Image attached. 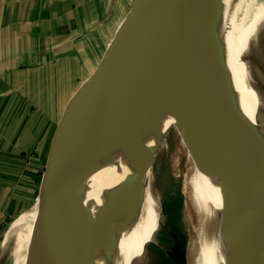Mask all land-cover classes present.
Here are the masks:
<instances>
[{
	"label": "water",
	"instance_id": "95a60500",
	"mask_svg": "<svg viewBox=\"0 0 264 264\" xmlns=\"http://www.w3.org/2000/svg\"><path fill=\"white\" fill-rule=\"evenodd\" d=\"M218 6L219 0H131L101 61L65 104L38 199L47 203L27 264H100L97 234L111 235L113 223L107 218L96 231L97 202L89 196L96 148L107 128L136 107L156 104L168 87L185 99L204 169L226 199L228 237L220 264H264V107L256 101L252 118L243 108L215 28L212 7ZM248 53L243 60L264 93V72ZM162 136L100 210L150 166ZM165 218L178 261L151 239L144 264H186V237ZM41 235L46 263L37 260Z\"/></svg>",
	"mask_w": 264,
	"mask_h": 264
},
{
	"label": "bare ground",
	"instance_id": "6f19581e",
	"mask_svg": "<svg viewBox=\"0 0 264 264\" xmlns=\"http://www.w3.org/2000/svg\"><path fill=\"white\" fill-rule=\"evenodd\" d=\"M212 11L221 47L241 93L243 108L252 118L256 101L264 107V93L261 82L243 60L247 53L243 39L250 23H255L264 11V0H219V6L212 7ZM175 98L179 112L172 103ZM185 103L175 88L168 87L159 95L156 104L134 108L107 128L100 140L95 151L98 171L89 196L97 202L96 231L102 228L107 218L113 223L111 235L97 234L96 250L100 264H130L132 258L140 261L143 256L144 246L154 233L144 221H161L159 201L152 187L151 166L125 186L108 206L100 209L111 200L137 158V166L140 165L147 148L161 135L167 123L176 121V132L188 159L182 182L189 222L186 264H220L228 237L226 199L204 169L195 141L197 130L183 109ZM164 116L166 119L162 120ZM46 203L47 199L42 203L37 200L8 228L4 244L12 240V247L17 245L19 261L16 264L28 262L29 245ZM261 243L264 247V225ZM38 245L37 260L46 263L48 245L42 235Z\"/></svg>",
	"mask_w": 264,
	"mask_h": 264
},
{
	"label": "crops",
	"instance_id": "0c3cea01",
	"mask_svg": "<svg viewBox=\"0 0 264 264\" xmlns=\"http://www.w3.org/2000/svg\"><path fill=\"white\" fill-rule=\"evenodd\" d=\"M130 4L0 0V234L39 199L65 104L101 61ZM252 39L246 50L264 72V23ZM51 67L61 79L55 92L47 86Z\"/></svg>",
	"mask_w": 264,
	"mask_h": 264
},
{
	"label": "rangeland",
	"instance_id": "374dc122",
	"mask_svg": "<svg viewBox=\"0 0 264 264\" xmlns=\"http://www.w3.org/2000/svg\"><path fill=\"white\" fill-rule=\"evenodd\" d=\"M251 23L248 26L246 35L243 39L246 46L248 44V41L249 42L251 41L252 43L253 40L252 38H254V35L256 34L258 27L264 23V11L260 13L258 19L255 20V23L252 24ZM248 45L249 47L251 46L250 44ZM258 49L259 46L257 50ZM258 51L261 52L260 49ZM253 53L255 54L254 51ZM261 53H262V58H264L263 55L264 52L262 51ZM244 57H247L246 52L244 54ZM45 70H46L47 86L51 87L52 92H55L56 89L58 90V85L61 82V79L58 78V74L56 72L57 69L55 67H51L50 69L45 68ZM80 81L81 80L77 78L76 81H73L72 84L76 85L77 87ZM172 103L173 105H175L177 112H179L180 107L177 105V98L173 99ZM164 119H166L165 116L162 118V120ZM176 127H178L177 121L174 123L172 122L167 123V126H165V128L161 133L163 136L159 140L150 161V166L153 172L152 187L154 194L159 201V212L161 215V221L158 222L157 220H155L148 223L147 220L144 221L146 223L145 226L147 228L154 230L153 237L151 238L152 241L157 243L162 248V250L165 253H167L175 262H177L178 259L177 257L173 256V254H171L172 249L175 248L171 234V226L169 227L167 225L165 217L168 216L169 223L170 224L175 223L176 227L179 230H181L183 235L186 237L187 244H188V236H189V222L187 218V208H186L185 196L183 194V187H182V182H183L184 174L186 173V166L188 159H187V153L180 144V140H179L180 138L176 132L177 130ZM30 206H28V208ZM162 208L164 209L166 215L163 213ZM12 220L13 219H10L5 229L0 234V254L4 257V264H16V262L19 261L17 245H15L16 247L15 246L12 247V243H11L13 242L12 240L11 242L7 241L6 244L4 245L2 244V241L4 240V235L5 233H7L6 231L10 229L9 224L11 223ZM11 248H12V253H11ZM186 250H187V246H186ZM143 251L145 252V246ZM13 257L15 258V260ZM143 257L144 254L142 257H140V261L134 260V258H132L130 264L131 263L144 264ZM145 259L148 260L149 258L146 256ZM182 264L184 263L182 262Z\"/></svg>",
	"mask_w": 264,
	"mask_h": 264
},
{
	"label": "trees",
	"instance_id": "16d2710c",
	"mask_svg": "<svg viewBox=\"0 0 264 264\" xmlns=\"http://www.w3.org/2000/svg\"><path fill=\"white\" fill-rule=\"evenodd\" d=\"M62 116V115H61ZM61 119V118H60ZM60 121V120H59Z\"/></svg>",
	"mask_w": 264,
	"mask_h": 264
}]
</instances>
